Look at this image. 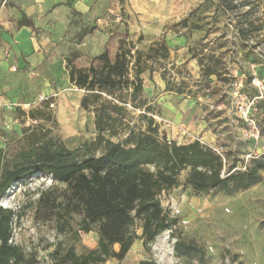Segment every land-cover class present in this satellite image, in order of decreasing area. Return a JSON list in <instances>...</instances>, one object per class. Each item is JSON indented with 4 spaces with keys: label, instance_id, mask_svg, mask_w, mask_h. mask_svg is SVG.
Here are the masks:
<instances>
[{
    "label": "rangeland",
    "instance_id": "1",
    "mask_svg": "<svg viewBox=\"0 0 264 264\" xmlns=\"http://www.w3.org/2000/svg\"><path fill=\"white\" fill-rule=\"evenodd\" d=\"M250 1L252 6L241 13L252 7L251 19L263 24L257 44L240 41L236 16L224 12L218 0H85L83 12L71 8L67 15L60 48L48 55L38 52L32 60L22 56L26 66L16 67L22 78L14 93L21 107L4 113L2 121L10 129L0 130V148L9 154L19 146L21 131L31 126L46 129L68 149L91 144L96 135L93 113L81 104L86 92L69 83L66 59L76 53L75 63L87 67L105 48L113 58L119 40L127 39L145 53L156 42L168 47V58L151 61V72L142 76L143 98L155 111L148 116L161 140L200 141L226 159L222 177L231 170L245 172L254 163L263 165L259 181L235 193L195 192L183 171L180 185L160 196L162 207L178 220L175 236L162 233L148 250L136 241L122 261L104 264H264V0ZM17 2L0 0V8ZM0 31H6L4 25ZM200 62L215 74L204 75ZM35 109L44 118L34 122L27 114ZM141 113H133L134 122ZM99 153L93 150L89 156ZM48 185V178L36 175L14 184L0 201L17 216L14 242L35 246L43 260L53 248L42 245L53 241L54 233L48 225H37L33 215L37 190ZM177 236L202 247L204 259L178 257L173 250ZM96 246L97 235L91 232L80 235L75 250L81 254Z\"/></svg>",
    "mask_w": 264,
    "mask_h": 264
},
{
    "label": "trees",
    "instance_id": "2",
    "mask_svg": "<svg viewBox=\"0 0 264 264\" xmlns=\"http://www.w3.org/2000/svg\"><path fill=\"white\" fill-rule=\"evenodd\" d=\"M251 4L250 0H218L224 12L236 16L234 28L240 41L257 44L263 24L257 17L251 19L252 7L241 13ZM18 26L32 23L22 18ZM168 56L164 42L154 43L145 53L121 39L113 58L105 48L87 67L75 63L76 53L66 59L69 83L86 92L81 104L93 113L96 135L91 144L68 149L46 129L31 126L21 131L14 153L0 148V201L14 184L28 183L36 175L48 178L50 185L37 190L33 220L54 233V240L42 245L45 250L53 248L43 260L35 246L28 249L14 242L17 216L0 206V264L122 261L136 241L148 250L162 233L175 236L178 220L162 207L160 196L180 185L183 171H188L186 185L199 193H235L259 181L262 163L222 177L226 159L200 141L177 144L158 137L156 123L148 116L155 111L143 98L142 76L151 72V61ZM200 67L206 76L215 74L203 62ZM138 110L143 113L134 122ZM27 117L35 122L44 113L35 109ZM93 150L99 155L89 156ZM91 232L97 235L96 248L78 254L75 244L80 235ZM173 250L178 257L204 259L202 247L179 236Z\"/></svg>",
    "mask_w": 264,
    "mask_h": 264
},
{
    "label": "crops",
    "instance_id": "3",
    "mask_svg": "<svg viewBox=\"0 0 264 264\" xmlns=\"http://www.w3.org/2000/svg\"><path fill=\"white\" fill-rule=\"evenodd\" d=\"M84 4L85 0H19L15 6H1L0 25L6 28L0 31L1 98L18 101L14 93L19 88L22 73L16 72V67L26 66L22 56L32 60L33 55H48L49 51L60 48L68 26L67 15L71 8L83 12ZM22 18L32 26L19 27Z\"/></svg>",
    "mask_w": 264,
    "mask_h": 264
},
{
    "label": "built area",
    "instance_id": "4",
    "mask_svg": "<svg viewBox=\"0 0 264 264\" xmlns=\"http://www.w3.org/2000/svg\"><path fill=\"white\" fill-rule=\"evenodd\" d=\"M12 70L15 71L16 68L13 67ZM40 100L46 101L47 98L42 97ZM18 107H21V104H18L17 102H11L8 101L7 99L0 97V130L6 131L10 129V127L6 124V122L2 121V116H4V113L9 110H15Z\"/></svg>",
    "mask_w": 264,
    "mask_h": 264
}]
</instances>
